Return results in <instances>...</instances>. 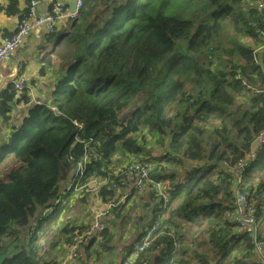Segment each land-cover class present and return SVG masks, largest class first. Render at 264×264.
Instances as JSON below:
<instances>
[{
    "label": "trees",
    "instance_id": "trees-1",
    "mask_svg": "<svg viewBox=\"0 0 264 264\" xmlns=\"http://www.w3.org/2000/svg\"><path fill=\"white\" fill-rule=\"evenodd\" d=\"M250 1L84 0L78 18L49 38L58 39L63 72L50 101L29 106L0 146V264H58L52 252L83 227L45 234L43 243L50 216L43 215L78 163L88 156L82 185L115 179L127 156L144 153L149 164L157 145L162 158L150 165V175L170 180L177 201L164 233L135 264L159 248L158 260L170 264L168 233L179 235L182 223L201 216L222 247V216L235 199L223 162L246 157L264 129V94L248 88L263 87L264 57L257 64L254 48L244 43L259 42L264 22ZM18 12V0H11L7 13ZM228 27L237 34L224 41ZM10 90L2 96L13 101L17 92L13 85ZM18 102L31 104L25 93ZM9 111L3 102L0 114ZM258 165L264 167V149L247 171ZM104 191L120 199L116 189Z\"/></svg>",
    "mask_w": 264,
    "mask_h": 264
},
{
    "label": "crops",
    "instance_id": "crops-1",
    "mask_svg": "<svg viewBox=\"0 0 264 264\" xmlns=\"http://www.w3.org/2000/svg\"><path fill=\"white\" fill-rule=\"evenodd\" d=\"M69 6L75 0H58ZM19 12L8 14L7 9L11 0H0V45L15 31L21 18L28 12L29 0H18ZM49 10V6L41 5L31 19L34 28L30 36L12 54L8 55L0 66V93H11V87L17 77V69L23 65L26 77L24 93L31 102L46 103L51 99V95L56 88V84L62 79V68L55 51L57 39L50 41L46 24H36V21L44 16ZM65 25L60 28L63 30ZM251 46L256 48L257 41L251 40ZM18 94H15L13 101L0 98V112L3 102H12L20 109L16 113L9 105L11 111L6 116L0 114V146L7 145L10 141L12 131L18 126L23 116L26 115L25 105L18 102ZM25 109V110H24ZM24 110V111H21ZM155 149L151 152L152 159L149 164L152 166L162 157ZM130 160L127 159V164ZM124 169V168H123ZM251 169V168H250ZM248 171L245 181V190L249 198L254 202L258 218L257 225L238 227L225 213L222 221L225 226L220 227L222 234H227L222 247H216L211 240V233L206 229L204 216L190 224L182 223L178 234L180 237V247L175 249L173 244L171 249L166 248L170 264H264V196L261 197L257 190L261 188L264 195V167L256 166ZM74 179L65 183V189ZM106 177H99L89 180L86 186H80V190H75L69 194L65 206H57L54 212L47 218L41 230V236L45 234L58 235L65 228H84L97 214L108 208V203L113 196L104 191ZM248 189H252L247 190ZM125 193V191H123ZM122 192H117L116 198L121 197ZM174 203L177 197L173 195ZM121 208H117L103 218L107 225L105 237H94L85 242L79 249L81 258L72 264H125L131 253L133 243L139 240L152 223L159 221V212L154 208L155 204L150 198L139 191H132L129 200L122 203ZM135 215V216H132ZM169 214L164 215L168 218ZM135 219H131L134 218ZM165 221V220H164ZM231 226H229L228 224ZM225 227H228L227 232ZM175 228V227H174ZM176 229V228H175ZM219 230V229H218ZM52 233V234H51ZM257 236L262 244V250H255L252 243L254 236ZM63 244L55 249L53 257L61 262L63 255ZM249 245L251 247H249ZM61 251L59 254L56 252ZM163 256L162 248L153 249L146 256V262L142 264H164L158 258Z\"/></svg>",
    "mask_w": 264,
    "mask_h": 264
},
{
    "label": "built area",
    "instance_id": "built-area-1",
    "mask_svg": "<svg viewBox=\"0 0 264 264\" xmlns=\"http://www.w3.org/2000/svg\"><path fill=\"white\" fill-rule=\"evenodd\" d=\"M84 0H77L76 11L70 12L69 9L62 3L56 2L55 0H32L30 4V15L27 19L20 21L12 33V35L6 38L2 45H0V66L3 64L8 55L14 53L28 38L34 25L30 23V19L34 16L35 8L41 3H48L52 5L51 11L36 21V24L45 23L48 26V33L54 34L56 32L57 26L62 20H74L77 18L79 11L83 7ZM263 8V4L259 5ZM261 47L254 52V59L258 63L259 53L264 51V31L260 32ZM26 77L23 65H20L17 69V77L13 82L14 89L18 93H21L25 87ZM254 94L264 93V88H256L253 90ZM264 149V129L261 133L254 139L250 151L246 157L239 159L235 163L231 161L223 162V166L232 173L233 178V192L235 195L234 204L232 209L227 213L228 218L236 224L238 227L245 228L247 226H254L258 223V218L256 214V209L254 202L249 198L248 192H245V175L247 171V166L249 163L255 162L259 154ZM87 157H84L78 163V169L75 173V183L71 184L68 188L70 191L80 190V186H86L88 182L84 185L80 184L83 170ZM186 163L191 162L189 160ZM192 165H198L197 163H192ZM150 165H146L138 160L129 161L127 166L121 171H117L115 174V179L107 180L105 187L110 189H116L117 192H122V196L116 202L113 198L110 199L108 203V208L100 213H98L96 218L91 219L86 227L81 231L76 233V236L70 240L64 246V252L61 258L60 264H72V262L80 259L79 249L80 247L90 239L94 237H100L101 234L106 229V224L103 220L110 211L117 207L119 203H124L126 200L130 199L131 192L136 190L145 195V197L150 198L155 204V209L159 212V221L152 223L147 231L144 233L143 237L133 244L131 253L129 254L125 264H135V262L148 250L151 243L161 234L164 233L165 221L167 218L164 215L170 213V207L173 205V187L171 181L166 180H155L150 175ZM116 178H119L120 183L116 182ZM177 183V181H175ZM110 186V187H109ZM125 191V193H123ZM66 193H63V196ZM263 197V194H260ZM60 200H57L59 203ZM52 208L45 211L44 215L50 214ZM165 220V221H164ZM169 237L173 241V246L175 249L180 247V240L176 235L175 231H170L168 233ZM253 245L255 250L261 251L262 244L260 243L258 237L255 235L253 238Z\"/></svg>",
    "mask_w": 264,
    "mask_h": 264
},
{
    "label": "clouds",
    "instance_id": "clouds-1",
    "mask_svg": "<svg viewBox=\"0 0 264 264\" xmlns=\"http://www.w3.org/2000/svg\"><path fill=\"white\" fill-rule=\"evenodd\" d=\"M31 1L32 0H29V3H28V12H27V14L26 15H24L22 18H21V20L20 21H22V20H24V19H27L28 17H29V15H30V4H31ZM56 2H60V3H62V4H64L68 9H69V11L70 12H75L76 11V4H75V11H72L70 8H69V6L67 5V4H65V3H63V2H61V1H58V0H55ZM76 2H77V0H75ZM84 2V1H83ZM260 4H263V8H260L259 7V5ZM41 5H47V6H49V10H48V12L45 14V15H47L50 11H51V9H52V5L51 4H48V3H41V4H39L36 8H35V11H34V16L33 17H35V14H36V11H37V9L41 6ZM84 5V4H83ZM249 6H251L252 8H254V9H256L259 13H260V16H261V19H262V21L264 22V17H263V12H264V0H258V1H255V0H253V1H250L249 2ZM83 8V7H82ZM81 11V10H80ZM79 11V12H80ZM44 15V16H45ZM78 16H79V13H78ZM78 16H77V18H78ZM32 17V18H33ZM43 17V16H42ZM42 17H40V18H42ZM31 18V19H32ZM39 18V19H40ZM31 19H30V23H31ZM75 20V19H74ZM74 20H69V19H66V20H62L61 22H60V24L57 26V29H56V32L54 33V34H49V36H54L57 32H59L60 31V28L63 26V25H65L64 26V28H63V30L62 31H64L65 29H67V25H68V23H71V22H73ZM19 21V22H20ZM32 24V23H31ZM43 24H45V23H43ZM32 25H34V24H32ZM47 25V24H46ZM254 25H255V27H256V23H254ZM32 32V31H31ZM47 32H48V26H47ZM31 34V33H30ZM12 35V34H11ZM30 36V35H29ZM28 36V37H29ZM26 40V39H25ZM24 40V41H25ZM58 40V39H57ZM57 43V42H56ZM57 45V44H56ZM258 46L256 47V48H254V50L256 51L257 49H259L260 47H261V41H260V39H259V42H258V44H257ZM259 61L262 59V57H264V51L263 52H260L259 53ZM256 62V61H255ZM258 64V63H257ZM13 87H14V85H13ZM248 88L252 91V93L254 94V92H253V90L254 89H256V88H258V87H253V86H250V85H248ZM264 88V85H263V87L262 88H260V89H263ZM24 89H25V87H24ZM24 89H23V91L21 92V93H19L18 95H20V94H23L24 93ZM17 92V91H16ZM18 93V92H17ZM259 94H262V93H259ZM259 94H255V95H259ZM264 94V93H263ZM2 97V95H1V93H0V98ZM33 102H31V104H32ZM85 157H87L88 158V156H85ZM119 157H115V159L114 160H112V164H110L111 166H115L114 164L116 163V161H117V159H118ZM126 160L127 159H129L130 161H132V160H138V159H140V161L142 162V160L143 159H145V154L144 153H141V154H139L138 156H134V155H131V156H127L126 158H125ZM88 160H89V158H88ZM87 163V162H86ZM142 163H144V164H146V165H150V164H147V163H145V162H142ZM190 164V163H189ZM85 167V166H84ZM77 169H78V167H77ZM77 171V170H76ZM249 171V170H248ZM247 171V172H248ZM83 172H84V170H83ZM76 173V172H75ZM117 173V172H116ZM116 173H112V175L115 177V174ZM246 175H247V173H246ZM246 175H245V181H246ZM74 177H75V175H74ZM74 179V178H73ZM91 180V179H90ZM106 180H111V179H108V178H106ZM119 180V178L118 179H116V182ZM75 183V179L73 180V182L71 183V184H74ZM118 183H120V182H118ZM71 184H69L65 189H63V190H61L60 191V194H59V197L55 200V202H54V207H51L53 210H52V212L50 213V214H47V215H51L53 212H54V209H55V207H57V206H60V205H62V202H66V200H67V197L69 196V194L71 193V192H73V188H71V190L69 191L68 190V188L71 186ZM244 190H245V188H244ZM245 192H247L246 190H245ZM63 193H66L64 196H63ZM148 198V197H147ZM57 200H60V202L59 203H57ZM129 200V199H128ZM49 209V208H48ZM47 210V209H46ZM43 216H46V215H43ZM169 217V216H168ZM168 219V218H167ZM166 219V220H167ZM166 222V221H165ZM164 222V223H165ZM106 230H107V225H106V229H105V232H106ZM144 235V234H143ZM143 235H142V237H143ZM104 237V234L102 233L101 234V236L99 237V238H101V237ZM178 236V238H179V235H177ZM141 237V238H142ZM140 238V239H141ZM139 239V240H140ZM139 240H137V241H139ZM137 241H135V242H137ZM70 242V241H69ZM69 242H67V243H69ZM134 242V243H135ZM67 243H64L63 244V252H64V246L67 244ZM133 243V244H134ZM133 247V246H132ZM80 254V253H79ZM80 258H81V256H80ZM57 263L58 264H60L58 261H57Z\"/></svg>",
    "mask_w": 264,
    "mask_h": 264
},
{
    "label": "rangeland",
    "instance_id": "rangeland-1",
    "mask_svg": "<svg viewBox=\"0 0 264 264\" xmlns=\"http://www.w3.org/2000/svg\"><path fill=\"white\" fill-rule=\"evenodd\" d=\"M262 14H263V17H264V12H263ZM236 34H237V32H236L234 29L228 27V28L225 30V32L223 33L222 39H223L224 41H227L228 39H230V37H231L232 35H236ZM244 43H246V44H248V45L251 46V43L248 41V39H245V40H244ZM56 50H57V48H56ZM55 53H56V51H55ZM56 55H57V53H56ZM57 57H58V56H57ZM30 105L32 106L33 104H30ZM27 108H28V107H27ZM152 148L155 149V151L157 152V154L163 152V149L161 148V145H157V147L152 146ZM151 152H152V151H151ZM65 205H66V204H63V203H62V206H65ZM122 205H123V204L119 203V204L117 205L116 208L112 209V211H114V210L117 209V208H121ZM130 214H131V213H130ZM131 215H132V214H131ZM135 215H136V214H135ZM135 215H132V216H135ZM135 218H136V217L131 218V219H135ZM43 240H44V238H43ZM43 240H42V242L44 243V242H46V240H48V239L45 237V240H44V241H43ZM60 252H61V251L56 252V254H59ZM54 254H55V251L52 252V254H51L50 257H53Z\"/></svg>",
    "mask_w": 264,
    "mask_h": 264
},
{
    "label": "water",
    "instance_id": "water-1",
    "mask_svg": "<svg viewBox=\"0 0 264 264\" xmlns=\"http://www.w3.org/2000/svg\"><path fill=\"white\" fill-rule=\"evenodd\" d=\"M75 4H76V1L73 2V4H71V10L72 11H75ZM18 98L20 97V95L17 96ZM34 104V102L32 103ZM8 105L16 112L18 113L20 111V109H18L17 107H15V105H13L12 102H9ZM27 109V108H26ZM25 110V109H24ZM24 110H21V111H24Z\"/></svg>",
    "mask_w": 264,
    "mask_h": 264
},
{
    "label": "bare ground",
    "instance_id": "bare-ground-1",
    "mask_svg": "<svg viewBox=\"0 0 264 264\" xmlns=\"http://www.w3.org/2000/svg\"><path fill=\"white\" fill-rule=\"evenodd\" d=\"M63 204H66V202H62Z\"/></svg>",
    "mask_w": 264,
    "mask_h": 264
}]
</instances>
